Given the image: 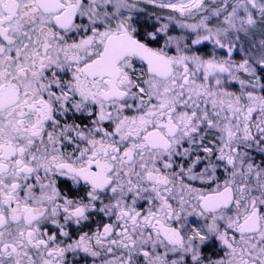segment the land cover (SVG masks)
I'll use <instances>...</instances> for the list:
<instances>
[{"label":"snow or ice","instance_id":"6c2138e0","mask_svg":"<svg viewBox=\"0 0 264 264\" xmlns=\"http://www.w3.org/2000/svg\"><path fill=\"white\" fill-rule=\"evenodd\" d=\"M0 264H264V0H0Z\"/></svg>","mask_w":264,"mask_h":264}]
</instances>
